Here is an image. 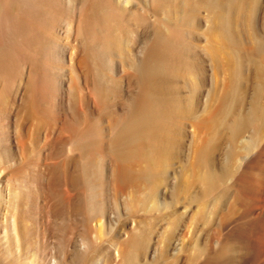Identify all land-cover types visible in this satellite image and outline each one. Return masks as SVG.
Segmentation results:
<instances>
[{
    "label": "bare ground",
    "instance_id": "6f19581e",
    "mask_svg": "<svg viewBox=\"0 0 264 264\" xmlns=\"http://www.w3.org/2000/svg\"><path fill=\"white\" fill-rule=\"evenodd\" d=\"M75 16L100 77L130 33L151 41L136 65L142 94L113 144L119 179L149 185V241L134 237L131 264L148 242L153 258L161 251L162 264H264V0H0V264H54V222L37 219L41 209L27 206L34 200L9 173L17 162L9 146L10 86L19 71L10 74L9 65L26 57L15 43L31 32L39 71L29 89L33 103L50 113L60 49L55 32H71ZM100 142L90 131L78 133L86 163L61 162L63 174L52 182L65 177L66 194L74 186L78 210L88 206L102 232L107 186ZM158 226L160 250L152 244ZM86 237L78 254L83 263L93 250Z\"/></svg>",
    "mask_w": 264,
    "mask_h": 264
},
{
    "label": "rangeland",
    "instance_id": "374dc122",
    "mask_svg": "<svg viewBox=\"0 0 264 264\" xmlns=\"http://www.w3.org/2000/svg\"><path fill=\"white\" fill-rule=\"evenodd\" d=\"M79 19L78 16L73 19L71 32L64 28L55 32L60 49L54 64L56 90L50 103V113H46L39 103H33L29 89L31 78L39 71V67L35 65L38 62V53L33 44L35 38L31 32L19 34L15 49L18 48V52L22 51L20 53L26 57L19 61L12 60L9 65V71H12L10 74L19 69L18 76L14 77L17 84L15 87L14 83L11 84L9 98V146L12 158L18 163H11V168L14 169H10L9 173H16L18 177L14 175L16 178H13V184L22 182V189L24 187L28 199L34 200H28L27 206L35 203L41 209L42 215L37 216V219L42 223H48L49 219L54 222V264H131L130 258L135 251V244H132L134 237L138 236L142 242L149 241L148 225L152 219L149 211V185L147 186L145 179L138 182L141 184L139 187L137 183L127 185L119 179L117 174L122 164L117 160L119 157L113 144L119 133V126L130 116L142 94L143 84L139 80L136 65L144 59L147 44L151 41L148 42L145 37H137L134 32L130 33L123 47L116 49V56L108 71L105 68L106 74L100 77L103 72L98 69L100 66L95 64L96 61L93 63V59L88 58L89 53L79 35ZM85 131H90L94 140L101 141L104 147V154L100 157L107 186L102 201L106 210L102 218L103 233L98 229L95 219L92 220L88 206L85 205V211L78 210L74 186L66 194L68 186L65 177H61L59 184L52 182L53 178L63 174L65 167L60 165L61 162L73 158L79 162H74L79 168L86 163L83 151L76 145L78 133ZM74 164L69 166L70 171H74ZM141 165L144 167L145 164L136 167L140 168ZM49 181L53 183L52 190L50 189L52 193L48 191ZM158 197L161 203L162 189L159 190ZM155 218H161V211ZM158 228L161 229V226L156 228L155 235L158 236L152 239V244H157L160 250L158 237L162 230ZM37 235L39 241H46L45 234L40 232ZM85 237L93 244V250L87 254V261L83 263L78 254L85 251ZM148 243L136 249V263L162 264L161 251L153 258L147 247Z\"/></svg>",
    "mask_w": 264,
    "mask_h": 264
}]
</instances>
